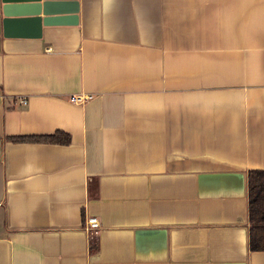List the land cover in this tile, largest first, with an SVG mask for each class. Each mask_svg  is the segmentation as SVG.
<instances>
[{
    "label": "crops",
    "instance_id": "crops-1",
    "mask_svg": "<svg viewBox=\"0 0 264 264\" xmlns=\"http://www.w3.org/2000/svg\"><path fill=\"white\" fill-rule=\"evenodd\" d=\"M66 4L0 0V264H264V0ZM56 131L70 144L7 139Z\"/></svg>",
    "mask_w": 264,
    "mask_h": 264
},
{
    "label": "trees",
    "instance_id": "trees-1",
    "mask_svg": "<svg viewBox=\"0 0 264 264\" xmlns=\"http://www.w3.org/2000/svg\"><path fill=\"white\" fill-rule=\"evenodd\" d=\"M13 143H43L68 145L70 135L56 131L44 135H21L7 138ZM248 237L250 251H264V170L247 172ZM91 250L97 249L96 238L90 237Z\"/></svg>",
    "mask_w": 264,
    "mask_h": 264
},
{
    "label": "water",
    "instance_id": "water-1",
    "mask_svg": "<svg viewBox=\"0 0 264 264\" xmlns=\"http://www.w3.org/2000/svg\"><path fill=\"white\" fill-rule=\"evenodd\" d=\"M66 2L76 3V0H2V14L5 18L27 15L37 17L41 11L49 17L63 15L67 6Z\"/></svg>",
    "mask_w": 264,
    "mask_h": 264
},
{
    "label": "built area",
    "instance_id": "built-area-1",
    "mask_svg": "<svg viewBox=\"0 0 264 264\" xmlns=\"http://www.w3.org/2000/svg\"><path fill=\"white\" fill-rule=\"evenodd\" d=\"M89 96H71L70 101L76 102V103H81L84 102L85 100L89 99ZM18 104L25 105L26 104V99L22 98L18 101ZM85 228L88 230H93V233L96 234L98 232V229L100 228L99 222L96 218L94 217H89L85 220Z\"/></svg>",
    "mask_w": 264,
    "mask_h": 264
}]
</instances>
